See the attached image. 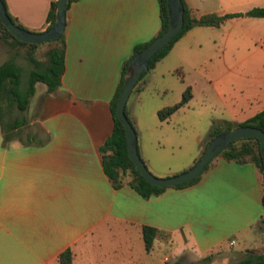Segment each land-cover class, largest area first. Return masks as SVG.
Returning <instances> with one entry per match:
<instances>
[{
	"label": "crops",
	"instance_id": "1",
	"mask_svg": "<svg viewBox=\"0 0 264 264\" xmlns=\"http://www.w3.org/2000/svg\"><path fill=\"white\" fill-rule=\"evenodd\" d=\"M184 1L192 17L264 7V0H249L228 11L212 9L221 0ZM2 3L24 29H45L49 0ZM65 17L60 86L47 92L43 83H34L26 109L18 114L25 123L4 132L8 138L0 131V264H58L57 255L65 248L72 250V264H189L190 254L197 261L219 251L233 258L229 263L239 259L251 247L252 226L262 214L252 163L216 157L195 183L146 198L127 184L114 187L102 169L98 147L112 129L109 101L120 66L134 45L157 32L158 1L72 0ZM228 23L245 25L241 35L250 47L239 59L215 66L207 80L230 106L228 118L215 121L242 122L263 109L264 17L242 15L217 27L189 28L132 90L137 92L164 66L178 69L181 80L183 67H189L184 48L201 47L204 36L223 34ZM2 56L16 57L0 41V63ZM239 75L247 82L235 87ZM155 135L146 143L136 136V148L148 170L161 177L190 166L203 140L200 133L190 136L197 155L173 165L153 146L164 147L181 134ZM142 225L166 232L167 240L155 238L145 251ZM240 242L244 247L237 253L233 246Z\"/></svg>",
	"mask_w": 264,
	"mask_h": 264
},
{
	"label": "trees",
	"instance_id": "2",
	"mask_svg": "<svg viewBox=\"0 0 264 264\" xmlns=\"http://www.w3.org/2000/svg\"><path fill=\"white\" fill-rule=\"evenodd\" d=\"M71 1L72 0H68L66 3V9ZM157 1L159 28L154 36H152L148 41L134 45L130 55L122 62L118 74L117 84L109 101L112 129L109 135L98 147L103 172L112 185L114 187H118L122 184H127L143 198L151 195H157L167 187H157L145 181L143 177L138 174L136 168L127 157L124 131L122 125L114 115V105L121 92L123 76L130 58L145 47L156 36L164 32L167 27L168 18L165 0ZM180 1L183 6L181 29L170 41H168L150 57L147 69L140 75L136 83L149 69L153 67L156 61L168 52L173 42L189 28L193 26L217 27L226 19L242 16L243 14L250 17H264V7H252L244 13L226 12L219 14L216 12H208L203 13L198 17H192L185 1ZM54 10L55 0H49V10L47 13L48 23L45 29L53 23ZM7 15L14 24L22 27L8 13ZM0 41L8 50H14L15 55H18V50L22 49V57L27 64L25 80L22 82L23 69L15 62L14 56L0 63V131L3 133L4 138H8V136L4 135V132L12 131L13 129L15 130L25 123L24 117L19 116L18 114L22 113L26 109L29 98L33 93L34 83H43L46 86L47 92H51L60 86L61 75L64 69V34L62 32L56 38L46 43H24L14 38L0 23ZM173 73L179 75L180 72L178 69H175ZM190 96V88L185 87L181 93L180 99L177 102L157 109L156 115L158 120H166L175 110L185 105ZM124 112L127 115L126 108L124 109ZM129 122L131 123L130 120ZM245 125L254 126L264 132V108L242 122L234 123L226 120L213 121L200 146V152L192 164L200 157L209 139L225 130ZM216 157L237 163L249 162L255 167L259 177V199L262 207V214L256 222L258 223L259 228L264 229V189L261 179L262 164L258 151V140L255 138H241L228 143L226 146L221 148L207 164L204 165L202 170L195 177L172 187L181 188L195 183L199 179L201 173H203L210 166L211 162ZM187 168H184L182 171ZM140 233L145 251L150 250L153 239L159 238L166 241L168 235L162 230L146 225L140 226ZM212 255L213 254H207L197 259L196 262H190L189 264L204 263L205 261H209ZM72 258L73 253L71 248H65L58 253L57 262L58 264H72ZM174 264L184 263L177 260ZM229 264H264V241L259 246L246 247L241 252V257Z\"/></svg>",
	"mask_w": 264,
	"mask_h": 264
},
{
	"label": "rangeland",
	"instance_id": "3",
	"mask_svg": "<svg viewBox=\"0 0 264 264\" xmlns=\"http://www.w3.org/2000/svg\"><path fill=\"white\" fill-rule=\"evenodd\" d=\"M221 1V5H213L211 6L212 9L216 8L218 10L221 7H226L225 9L228 11L234 7L239 8L247 5L249 0ZM223 30V34L221 31H215V34L204 36L201 47L184 48L185 59L189 63V67H183L181 80L177 74L173 73L172 70H167V67L164 66L154 73L149 83L137 92L132 90L127 97L125 103L126 111L129 113L127 117L131 121L137 139L139 137L140 141L146 143L160 131L181 134L179 139L168 141L171 144H164V147L153 146L164 155L168 163L173 165L181 162L187 163L185 161H189L197 155L198 151L195 150V144L190 136L193 137L200 133L204 139L205 133L216 118H228L229 116L230 106L228 107V100L225 101L217 91L208 87L207 80L211 77L215 66L221 68L223 64H229L239 59L246 53L250 43L246 37L241 35L243 30H247L244 24L230 26L228 23ZM226 31H229V35L226 34ZM212 38L215 39L211 40ZM224 39H227V43L224 42ZM236 45H238V48H236ZM199 54H202V57H199ZM6 59L7 56L1 58V60ZM15 60L23 69L22 82H24L27 64L22 57V49L18 50ZM244 82H247V79L239 75L236 78L235 87L242 85ZM185 87L190 88L191 96L189 100L169 115L168 118L170 119L167 124L160 125L156 115L157 109L177 102ZM234 94L237 97L240 96L237 91ZM252 228L253 233H251V238L247 243L250 246H259L264 241V229L259 228L257 222ZM243 247L240 242L233 246V250L240 253ZM226 253V251H219L217 254H213L209 261L200 264H229L233 258ZM193 257L190 254L189 260L196 262Z\"/></svg>",
	"mask_w": 264,
	"mask_h": 264
},
{
	"label": "water",
	"instance_id": "4",
	"mask_svg": "<svg viewBox=\"0 0 264 264\" xmlns=\"http://www.w3.org/2000/svg\"><path fill=\"white\" fill-rule=\"evenodd\" d=\"M67 2L68 0H55L54 20L48 28L41 31H29L11 21L0 0V23L14 38L24 43H46L63 32ZM165 5L168 18L165 31L130 58L123 76L121 92L114 105V115L124 131L127 157L145 181L157 187H172L195 177L204 165L228 143L241 138H255L258 140V151L262 164L261 179L264 189V132L254 126H236L215 135L209 139L200 157L189 168L176 174L157 177L149 172L140 158L136 148V133L124 109L127 97L140 75L147 69L150 57L170 41L182 27L183 6L181 1L165 0Z\"/></svg>",
	"mask_w": 264,
	"mask_h": 264
},
{
	"label": "built area",
	"instance_id": "5",
	"mask_svg": "<svg viewBox=\"0 0 264 264\" xmlns=\"http://www.w3.org/2000/svg\"><path fill=\"white\" fill-rule=\"evenodd\" d=\"M231 243H232V242H231ZM166 260H167V257H164V258H163V261H166Z\"/></svg>",
	"mask_w": 264,
	"mask_h": 264
}]
</instances>
